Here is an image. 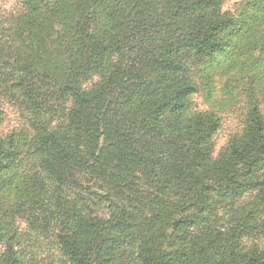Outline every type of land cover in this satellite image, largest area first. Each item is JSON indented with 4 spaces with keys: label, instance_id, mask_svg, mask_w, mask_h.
<instances>
[{
    "label": "trees",
    "instance_id": "16d2710c",
    "mask_svg": "<svg viewBox=\"0 0 264 264\" xmlns=\"http://www.w3.org/2000/svg\"><path fill=\"white\" fill-rule=\"evenodd\" d=\"M25 3L15 36L30 54L17 57V84L31 110L35 153L53 182L36 173L28 183L19 208L30 224H54L71 264H121L127 247L141 264H264L263 253L241 249L243 234L262 230L255 217L263 209L230 221L222 213L227 200L264 188L259 108L251 107L243 137L219 161L212 158L218 116L182 121L195 89L187 55L213 57L239 20L215 0ZM53 37L65 55L61 75H40L35 66L52 53ZM14 141H0V196ZM15 248L6 244L0 264H22Z\"/></svg>",
    "mask_w": 264,
    "mask_h": 264
},
{
    "label": "rangeland",
    "instance_id": "374dc122",
    "mask_svg": "<svg viewBox=\"0 0 264 264\" xmlns=\"http://www.w3.org/2000/svg\"><path fill=\"white\" fill-rule=\"evenodd\" d=\"M214 8L235 17L240 24L223 33L229 43L213 57L201 59L194 53L187 55V76L195 89L187 98L182 121H189L197 113L211 112L218 116L219 127L212 137V158L219 161L231 144L243 137L253 105H257L264 119V0H215ZM26 12L25 0H0V141L9 143L10 136L15 138L14 145L7 148L14 163L6 178L8 188L0 196V261L6 244L13 242L22 264H71L56 242L55 225L32 226L27 212L19 208L31 189L28 183L36 181V173L41 180L46 177L53 183L41 169L35 153L36 132L30 125L31 110L23 89L17 84L22 75L17 57L29 58L30 54L15 36L16 29L22 25L19 19ZM55 27L62 29L56 22ZM54 42L53 37L47 44L52 53L40 66H35L40 68V75H54V69L61 75L65 55L59 50L58 41ZM94 80L84 82V87H91ZM258 175L264 184V166ZM45 190L51 191V184ZM37 191L33 193L39 194L40 190ZM262 192L264 196L263 186L227 200L228 206L222 211L226 221L234 219V215L240 218L254 215L253 211L261 207L263 212L255 218L263 223ZM241 244L243 251L264 254V226L262 230L255 228L243 234ZM136 255L134 247H127L119 254L120 263L141 264Z\"/></svg>",
    "mask_w": 264,
    "mask_h": 264
}]
</instances>
